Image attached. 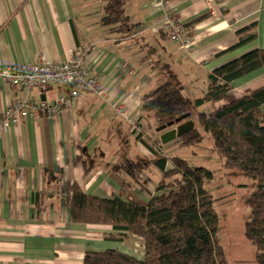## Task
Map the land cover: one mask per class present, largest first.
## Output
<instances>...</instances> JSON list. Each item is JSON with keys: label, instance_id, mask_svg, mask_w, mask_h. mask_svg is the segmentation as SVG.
<instances>
[{"label": "crops", "instance_id": "crops-1", "mask_svg": "<svg viewBox=\"0 0 264 264\" xmlns=\"http://www.w3.org/2000/svg\"><path fill=\"white\" fill-rule=\"evenodd\" d=\"M104 5L105 0H0V66L32 64L40 57L62 63L76 48L88 47L85 66L110 98L89 95L57 118L25 119L6 130L0 140V264H84L87 252L107 250L142 260L141 238L112 240L120 233L109 225L71 220L72 188L100 199L123 194V200L147 205L161 172L151 167L141 174L147 187L142 192L140 187L124 189L112 167L124 157L153 159L137 141L132 123L142 117L144 94L160 82V65H167L183 95L194 99L206 93L208 76L216 69L264 50V0H170L167 8L155 0H125L133 26L127 38L102 26ZM169 15L184 26L201 19L192 27L189 49L170 41L162 29ZM252 25L255 38L238 47L237 33ZM149 47L160 56V65ZM262 87L264 71L257 69L233 82L229 98L238 100ZM67 94L64 87L28 92L0 83V115L17 99L51 105ZM227 104L201 110L210 113ZM121 106L124 116L115 108ZM175 142L160 143L161 151L167 154L165 148ZM139 242L143 252L137 257L134 245Z\"/></svg>", "mask_w": 264, "mask_h": 264}, {"label": "trees", "instance_id": "trees-1", "mask_svg": "<svg viewBox=\"0 0 264 264\" xmlns=\"http://www.w3.org/2000/svg\"><path fill=\"white\" fill-rule=\"evenodd\" d=\"M124 6L125 0H105L102 26L127 38L132 35L133 26ZM200 20L185 27L192 30ZM255 29L256 25H252L237 33L238 47L255 38ZM147 52L156 54L150 47ZM156 65H160L159 60ZM160 66V82L142 98V117L138 123L143 131L136 137L153 159L124 157L112 167L121 176L124 189L140 187L142 192H147V187L141 174L155 167L161 172L156 193L142 206L131 199L123 200V194L100 199L74 186L70 204L74 223L109 225L120 233L110 236L112 240L141 238L144 258L138 260L118 250H107L87 252L84 264H229L220 239V217L208 190L215 180V171L194 167L187 160L161 151V145L150 143L152 139L144 125L160 134L162 127L171 130L189 121L194 122L195 129L176 142L181 147L195 146L208 135L222 169L237 171L250 182L246 186L251 193L245 197L250 210L245 237L256 250L254 264H264V87L250 90L238 100L229 98L234 81L257 69L264 71V50L252 51L216 69L208 76L206 93L194 99L183 95L178 78L167 65ZM221 101L228 104L210 113L201 110Z\"/></svg>", "mask_w": 264, "mask_h": 264}, {"label": "built area", "instance_id": "built-area-1", "mask_svg": "<svg viewBox=\"0 0 264 264\" xmlns=\"http://www.w3.org/2000/svg\"><path fill=\"white\" fill-rule=\"evenodd\" d=\"M215 0H208L209 3ZM161 8H167L170 0H155ZM162 29L172 42L180 43L184 49L192 44V30L170 15L165 19ZM88 47L76 48L66 62L52 63L40 57L27 65L0 66V83L31 92L52 87L69 89V94L60 96L53 104L44 101L15 100L0 115V140L10 127L19 125L25 119L38 120L42 117L54 119L61 116L73 103L93 95L109 102L110 98L97 76L92 75L85 66ZM118 114L125 115V108L115 107ZM132 129L138 136L142 131L139 123L133 122Z\"/></svg>", "mask_w": 264, "mask_h": 264}, {"label": "rangeland", "instance_id": "rangeland-1", "mask_svg": "<svg viewBox=\"0 0 264 264\" xmlns=\"http://www.w3.org/2000/svg\"><path fill=\"white\" fill-rule=\"evenodd\" d=\"M159 59L160 56L156 54L154 63ZM144 125L152 139V141L149 140L150 143L158 147L161 141L157 134L149 131L145 123ZM179 144L175 142L174 145L165 148L167 154L187 160L194 167L215 171V180L208 190L213 196L214 207L220 217V239L229 264H254L256 250L245 237V223L250 214L245 204V197L251 193V190L246 187L250 182L240 176L237 171L222 169L220 159L208 135L195 146L181 147ZM134 246L136 247L135 255L140 257L143 252L142 244L139 242Z\"/></svg>", "mask_w": 264, "mask_h": 264}, {"label": "water", "instance_id": "water-1", "mask_svg": "<svg viewBox=\"0 0 264 264\" xmlns=\"http://www.w3.org/2000/svg\"><path fill=\"white\" fill-rule=\"evenodd\" d=\"M194 129L195 124L192 121L183 123L171 130H167L166 127H162L160 131L165 133L160 137L161 143L162 145H167L171 142L176 141L177 139H181L185 135L192 132Z\"/></svg>", "mask_w": 264, "mask_h": 264}]
</instances>
